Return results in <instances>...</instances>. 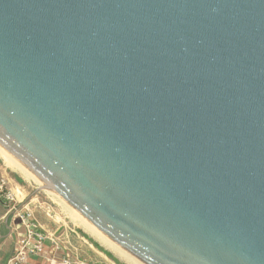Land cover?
I'll return each instance as SVG.
<instances>
[{
    "label": "water",
    "instance_id": "1",
    "mask_svg": "<svg viewBox=\"0 0 264 264\" xmlns=\"http://www.w3.org/2000/svg\"><path fill=\"white\" fill-rule=\"evenodd\" d=\"M0 153L143 264H264V0H0Z\"/></svg>",
    "mask_w": 264,
    "mask_h": 264
},
{
    "label": "crops",
    "instance_id": "2",
    "mask_svg": "<svg viewBox=\"0 0 264 264\" xmlns=\"http://www.w3.org/2000/svg\"><path fill=\"white\" fill-rule=\"evenodd\" d=\"M0 160V176L6 178L9 186L15 192L17 207L21 208L23 212L26 209L32 211L45 232L58 231L61 233L74 264L88 263L94 254V247L84 237L78 236L73 229L58 222L56 215L53 214V207L42 198L40 191L43 190L30 188L33 180L8 165L1 155ZM21 232H23V226L20 220L14 216L5 202L0 201V264H4L10 257L15 241ZM50 248L47 241L46 252L40 256L30 257L25 264H59L62 252L52 253Z\"/></svg>",
    "mask_w": 264,
    "mask_h": 264
},
{
    "label": "built area",
    "instance_id": "3",
    "mask_svg": "<svg viewBox=\"0 0 264 264\" xmlns=\"http://www.w3.org/2000/svg\"><path fill=\"white\" fill-rule=\"evenodd\" d=\"M0 201L9 206L10 211L20 220L23 226V232L17 237L13 251L4 264H25L30 257L44 254L47 241L51 246L50 252H62L63 255L59 264H74L70 250L65 245L63 235L58 231L45 232L32 211L26 209L23 212L21 208H18L15 192L3 176H0Z\"/></svg>",
    "mask_w": 264,
    "mask_h": 264
},
{
    "label": "rangeland",
    "instance_id": "4",
    "mask_svg": "<svg viewBox=\"0 0 264 264\" xmlns=\"http://www.w3.org/2000/svg\"><path fill=\"white\" fill-rule=\"evenodd\" d=\"M38 187L39 185L34 181H32L30 188H32L33 190ZM40 192L43 196L42 198L46 200L53 207V214L56 215L58 222L65 224V226H68L71 229H73V231H75L78 234V236L84 237L94 247L95 250L94 254L93 256H91L90 261L86 264H129L121 256H119L109 247L104 245L103 242L98 237H96L95 235L91 234L89 231L82 228L80 225H77L75 222H73V218H72L73 215L70 214L71 212H73V210H71L69 207L66 208L67 206L65 204H63L61 201H59L57 198H55L46 190ZM106 238L109 239L108 237Z\"/></svg>",
    "mask_w": 264,
    "mask_h": 264
},
{
    "label": "bare ground",
    "instance_id": "5",
    "mask_svg": "<svg viewBox=\"0 0 264 264\" xmlns=\"http://www.w3.org/2000/svg\"><path fill=\"white\" fill-rule=\"evenodd\" d=\"M0 155H2L0 153ZM3 156V155H2ZM5 159V162L16 168L5 156H3ZM17 169V168H16ZM18 170V169H17ZM21 172V171H20ZM22 173V172H21ZM23 174V173H22ZM25 177H27L25 174H23ZM29 178V177H27ZM30 179V178H29ZM68 208V207H66ZM69 212V209H68ZM70 214L73 215V222H75L77 225H80L82 228H84L85 230L89 231L91 234L95 235L96 237H98L104 245H106L107 247H109L112 251H114L115 253H117L119 256H121L125 261H127L129 264H143L141 261H139L137 258H135L134 256H132L130 253H128L127 251H125L124 249H122L119 245H117L116 243H114L113 241H110L109 239H107L105 237V235L103 233H101L98 229H96L93 225H91L89 222H87L85 219H83L81 216H79L77 213H75L74 211L71 212ZM69 214V215H70ZM126 253V254H125ZM132 257V258H131ZM134 258V259H133Z\"/></svg>",
    "mask_w": 264,
    "mask_h": 264
}]
</instances>
